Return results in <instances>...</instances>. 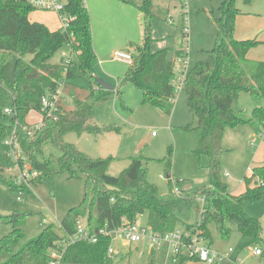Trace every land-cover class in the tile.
I'll use <instances>...</instances> for the list:
<instances>
[{
	"label": "trees",
	"instance_id": "16d2710c",
	"mask_svg": "<svg viewBox=\"0 0 264 264\" xmlns=\"http://www.w3.org/2000/svg\"><path fill=\"white\" fill-rule=\"evenodd\" d=\"M124 1L140 11L144 20L143 41L141 44L132 43V63L124 80L142 92V103L170 113L175 98L174 61L168 59L167 48L155 51L150 48L154 4L152 0ZM175 1L181 2V7L182 0ZM236 1L223 0L218 18L211 11L221 39L212 49L205 51V60L196 62L188 70L184 83L187 106L197 121L195 126L187 124L185 129L198 132L195 153L198 157H207L205 168L209 184L196 187L188 180L174 182L169 179V191L162 194L147 179L148 158L132 157L128 167L113 176L108 173L113 156L92 157L65 140L69 132L97 136L120 131L118 126H100L94 122L98 103L109 100L114 92L121 96V91L117 85L106 90L96 81L93 65L97 57L93 50L90 15L84 0H66L63 12L71 17L66 30H50L43 23L30 21L28 16L35 8L27 0H0V89L7 88L12 108V113L4 112L7 106L0 98V186L18 195L29 193L31 185L56 174H64L68 179L80 175L84 178V197L61 220V234L52 224L47 225L14 251L13 246L23 237L17 224L23 222L26 213L0 216V223L13 224V229L0 238V255L10 254L0 264H48V248L55 241L72 234L80 218L86 221L92 233L101 227H117L123 217L133 221L143 214L157 231L173 230L180 224L187 228L197 227L209 243L210 222H214L220 238L230 236L232 225L245 238L243 246L259 247V257L264 258L261 222L243 210L244 202L264 199V164L254 166L244 177L245 189L238 194L231 193L221 177L220 158L225 150L222 146L225 130L248 124L255 132L264 134V107L256 106L249 116H245L238 106L239 95L243 92L264 98V61L246 57L248 50L259 45L260 41L234 37L236 17L241 14ZM242 1L250 4L253 0ZM181 14L185 16L186 12ZM64 47L74 53V59L65 72L61 61L50 62ZM175 53L178 55L179 49ZM28 54L31 58L26 61L24 58ZM12 55H16L15 75L9 82L2 67ZM78 75L88 80L89 88L84 98L73 99L72 109L60 107L50 116L43 115L39 126L26 122L31 110L40 111L41 97L45 92L56 93L62 81L67 83ZM120 98L122 100V96ZM14 127L23 155L31 168L39 171L29 185L17 184L10 175H5L14 162L7 156L8 147L4 141ZM47 145L59 154L46 155ZM174 183L179 188L178 194L173 191ZM198 196L202 201L197 199ZM192 217L194 221H189ZM108 244L106 236H99L96 242H74L66 249L64 263L115 264L107 257ZM155 260V255H152L151 262L155 263ZM187 261L185 257L176 262L170 258L167 264H185Z\"/></svg>",
	"mask_w": 264,
	"mask_h": 264
},
{
	"label": "rangeland",
	"instance_id": "374dc122",
	"mask_svg": "<svg viewBox=\"0 0 264 264\" xmlns=\"http://www.w3.org/2000/svg\"><path fill=\"white\" fill-rule=\"evenodd\" d=\"M222 1L188 0L184 6L186 14L183 16L181 2L174 7L170 0H152L154 10L151 19V50L167 48L168 57L173 59L174 51L180 46H185L188 69L196 62L205 60V51L212 49L221 39L219 27L211 18V11H213L214 17L218 18ZM101 2L102 0H85L91 24H93V35L95 34L98 46L94 71L97 77L113 85L116 84L120 88L122 100L121 96L114 92L109 100L98 103L94 121L100 126H118L120 131H111L99 136L85 133L80 138L77 133L69 132L65 135V140L74 143L78 149L92 157L113 156L114 160L108 168V173L113 176H117L128 167L132 157L144 156L148 158L147 179L155 184L162 194L169 191V179L171 181L188 180L196 187L207 186L209 184L205 168L207 157H198L195 153L198 132L196 129H185L187 124L195 126L197 123L187 106L185 89L182 87L178 90L170 113H165L152 104L142 103V92L135 85L124 80L130 64L114 59L113 55L116 51H126L132 47V43H142L143 17L138 18L140 13L130 7L120 6L119 8V3H116V0H108L102 4ZM110 2L113 4H109ZM236 3L241 10L239 26L244 27V12L256 11L264 15V0H253L250 4L237 0ZM107 4L109 5L107 6ZM105 8H107L108 15H105ZM47 13L60 22L54 11L36 9L29 15L37 17ZM167 16L172 17L173 20L167 19ZM102 21H104L105 27L99 25ZM185 28L188 32L186 40L182 38ZM97 30H99V34H96ZM65 49L67 48L58 50L50 62L59 63L61 51ZM30 58L31 55L28 54L24 59L28 61ZM15 59L16 55H12L2 67V72L9 82L14 79ZM176 68L175 65V70ZM76 79L78 84L87 86L85 77L78 76ZM6 89L4 87L0 89V98L4 105L9 106L11 98ZM63 90L64 88L61 89V94ZM65 98V107L71 109L74 96L67 95ZM238 106L243 109L245 116H249L255 106L264 107V98H255L244 92L238 99ZM41 117L39 111L31 110L26 118L28 122H36ZM242 126H236L237 129L234 127L225 130L222 143L225 150L220 158L221 177L227 183L229 190H234L237 193L244 190V175L249 174L245 167L256 146V140H262L260 133L255 132L254 142H249L244 138V133L243 136L241 133H237ZM152 133L154 134L152 135ZM45 154L57 156L59 152L47 145ZM227 171L229 172L228 176L225 175ZM5 173L8 176L14 175L13 170ZM30 189L31 191L27 194L17 195L0 186V216H7L14 212L26 213L23 222L17 224V227L22 230L23 237L13 246L14 251L19 249L25 241L37 236L47 225L52 224L61 234V220L70 209L77 207L84 197V178L80 175L78 178L68 179L64 174H56L52 178L31 185ZM243 210L247 215L260 217L264 211V199L244 202ZM44 219L45 221H43ZM139 221L148 224L146 214H143ZM189 221H194V217ZM180 226L182 225L180 224ZM231 228L232 232L228 238H220L214 222H210L208 224L211 238L210 248L220 251L229 247L233 248L235 254L238 252L239 262L236 264H264L258 255L251 254L249 248L243 246L245 243L243 235L234 226L231 225ZM12 229V223H0V238ZM262 236L264 238V230ZM114 245L119 251L117 258L121 257L115 264H143L145 262L144 259L137 257L136 251L131 252V258L128 261L124 256L129 253V248L122 247L120 241H116ZM9 255V253L0 255V263L5 261ZM185 264L194 263L187 262Z\"/></svg>",
	"mask_w": 264,
	"mask_h": 264
},
{
	"label": "built area",
	"instance_id": "2783aa9c",
	"mask_svg": "<svg viewBox=\"0 0 264 264\" xmlns=\"http://www.w3.org/2000/svg\"><path fill=\"white\" fill-rule=\"evenodd\" d=\"M31 6L35 9L54 11L57 14L58 19L61 22L60 28L66 30L70 16L63 12V7L66 0H27ZM188 0H182L181 13H185V4ZM168 19L173 20L172 17ZM185 19V17H184ZM188 32L186 28L182 32V38L187 39ZM180 53L174 58V73L173 84L175 88V95L178 90L184 88L185 78L188 72L187 68V51L185 46L179 47ZM114 59L123 61L126 63H132L131 53L126 51H116L114 53ZM74 59L73 50L61 51V63L64 72L68 66L71 65ZM175 65L177 66L175 70ZM66 82L62 81L56 93L51 94L50 91L45 92L41 97L40 113L41 116H50L58 108H63L61 99L59 98L61 89L65 86ZM4 112L12 113L11 107H5ZM42 124V118L39 122L31 126H39ZM154 134V133H152ZM264 141V134H260ZM4 144L8 147L7 156L14 162L12 168H8L7 171H15L13 180L17 184L29 185L30 180L38 176L39 171L32 169L26 160L21 150L20 142L15 133V127L12 133L5 139ZM228 175V173H226ZM175 182V181H174ZM175 194H178L179 188L175 185L173 187ZM19 198V197H18ZM197 199L202 201V197L198 196ZM133 221L126 218L121 219V223L114 228L101 227L95 232L88 230L86 221L78 219L75 225V230L72 234H68L67 237H63L54 242L47 250L49 255L48 264H66L64 263V256L67 247L77 241L96 242L99 236H106L109 238V244L107 247V257L116 263L120 258L119 251L115 247V242L120 241L122 247H128L129 253L124 256L128 261L131 258V252H137V257L145 260L143 264H167L171 258L176 262L181 257L188 259L187 262L194 264H236L239 262L238 252L235 254V250L229 247L226 250L220 251L210 248L209 240L202 234L201 230L197 227L187 228L186 226H176L173 230L160 232L155 230L150 224H143L139 221L141 217ZM45 221V219L43 220ZM251 254L260 255L261 249L259 247H248ZM235 254V255H234ZM152 255H155V263L151 262ZM123 257V258H124ZM124 258V259H125ZM160 259L162 261H160ZM186 262V263H187ZM86 264H101V263H86Z\"/></svg>",
	"mask_w": 264,
	"mask_h": 264
},
{
	"label": "crops",
	"instance_id": "0c3cea01",
	"mask_svg": "<svg viewBox=\"0 0 264 264\" xmlns=\"http://www.w3.org/2000/svg\"><path fill=\"white\" fill-rule=\"evenodd\" d=\"M105 1H108V0H102L101 4ZM113 1V0H112ZM172 1L173 3V6H177L179 4L178 1H175V0H170ZM84 3H85V0H84ZM116 3H119L118 6L120 8V6H126V7H130L132 10H136L137 12L140 13V11H138L137 9H135L134 7L128 5L124 0H116ZM109 4H113V2H110ZM107 4V6L109 5ZM86 5V3H85ZM87 7V5H86ZM36 10V9H35ZM89 10V9H88ZM106 11V14L105 15H108V12H107V8L104 9ZM131 11V10H130ZM130 11H128V13H130ZM33 12V11H32ZM31 12V13H32ZM89 12V11H88ZM254 12V13H253ZM168 14V13H166ZM90 15V14H89ZM138 18L139 17H142V14H138L137 16ZM29 20L30 21H37V22H40V23H43L45 26H47L50 30H57L60 28V22H57V20L55 19V17L51 16V14H40L38 15L37 17H30V15L28 16ZM105 21V19H103ZM104 21L102 22H98L100 26L102 27H105V24H104ZM90 22H91V18H90ZM91 30H92V44H93V50L96 54V49L98 48L97 44H96V41H95V34L93 35V24H91ZM96 34H99V30H97ZM234 37L238 40H243V39H255V40H258L260 41L261 43L255 47H252L248 50V52L246 53V57L250 60H253V61H264V15H261L260 13L256 12V11H251V12H247L245 13L244 12V27L242 26H239V15L236 17V22H235V30H234ZM163 49V48H162ZM159 50V49H158ZM177 50V49H176ZM175 50V51H176ZM133 50H132V47H129L126 52H129L131 53ZM175 51H174V57H175ZM96 57H97V54H96ZM168 57V55H167ZM174 57L173 59H170L168 57V59L170 61H174ZM94 67V65H93ZM94 75L95 77L97 78V75H96V72L94 71ZM78 76H82V75H78ZM77 76V77H78ZM76 77V78H77ZM73 79V80H70V81H67V83L65 84V86H63L64 90L62 92V94L60 93L59 95V98L61 99V102H62V105H63V108L65 110H70V108H68L67 106L65 107V104L64 102L66 101V96L67 95H70V96H74V98H84L87 93H88V88H89V82L87 80V86L85 87L84 84L80 85L77 83V79ZM100 78V77H99ZM113 85V84H112ZM116 85V84H115ZM113 85V87L115 86ZM62 88V89H63ZM244 93V92H243ZM242 94V93H241ZM240 94V95H241ZM64 95V96H63ZM240 95H239V98H240ZM76 96V97H75ZM73 98V99H74ZM73 103V101H72ZM7 106V105H6ZM7 107H10V106H7ZM256 107V106H255ZM73 108V107H72ZM71 108V109H72ZM251 113V112H250ZM27 117V116H26ZM42 118V117H41ZM41 120V119H40ZM40 120H37L36 122H28L27 121V118H26V122L30 125H33L37 122H39ZM95 122V121H94ZM240 126V125H239ZM238 126V127H239ZM234 129H237L234 128ZM110 132H106V134H108ZM237 133H241V136H243V133H244V138L249 140V142H254V138H256V136L254 135L255 131L253 130V128L248 125V124H245L242 126L241 130H238ZM257 133V132H256ZM85 133H82V134H79L78 137L80 138L81 136H83ZM153 135V134H152ZM99 136V135H98ZM224 137V136H223ZM257 143H256V146L254 147L252 153L250 154L249 156V159H248V163L246 165V170L249 172H251V169L254 167V166H257V165H263L264 164V141L263 140H256ZM222 143H223V139H222ZM74 144V143H73ZM255 144V143H254ZM75 145V144H74ZM76 146V145H75ZM80 150V149H79ZM7 171V170H6ZM245 171V172H247ZM15 173V171H14ZM226 173H228L229 175V172L227 171ZM225 173V175H226ZM11 174V173H10ZM249 174L246 173L245 176H248ZM226 175V176H228ZM11 177H13V175H11ZM244 182V181H243ZM244 189H245V183H244ZM231 193L233 194H238L237 192H235L234 190H229ZM249 207V206H248ZM254 217V216H253ZM260 222H261V225H262V228L264 230V227H263V221H264V211L262 213V215L260 217H257ZM263 232V231H262ZM263 237V236H262ZM264 239V238H263ZM261 260L264 261V258H261L259 257Z\"/></svg>",
	"mask_w": 264,
	"mask_h": 264
},
{
	"label": "water",
	"instance_id": "95a60500",
	"mask_svg": "<svg viewBox=\"0 0 264 264\" xmlns=\"http://www.w3.org/2000/svg\"><path fill=\"white\" fill-rule=\"evenodd\" d=\"M96 81L100 86H102L106 90H111L113 88V85L111 83L105 81L102 78L97 77Z\"/></svg>",
	"mask_w": 264,
	"mask_h": 264
}]
</instances>
